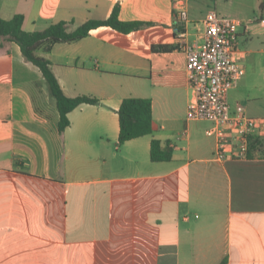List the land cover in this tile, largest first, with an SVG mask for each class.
Returning a JSON list of instances; mask_svg holds the SVG:
<instances>
[{"label":"crops","instance_id":"1","mask_svg":"<svg viewBox=\"0 0 264 264\" xmlns=\"http://www.w3.org/2000/svg\"><path fill=\"white\" fill-rule=\"evenodd\" d=\"M188 2L0 0V18L22 15L28 33L60 22L72 31L115 6L121 21L143 24L129 34L101 27L35 52L66 97L99 100L72 110L62 132L39 69L0 40V264H264V150L214 161L212 124L186 116L194 95L174 31L200 44L206 17L189 18ZM260 2L252 15L227 16L242 22L245 69L228 102L251 118H264ZM234 3L214 0L210 11ZM126 98L151 101L152 132L119 145ZM152 140L171 148L170 161L150 160Z\"/></svg>","mask_w":264,"mask_h":264},{"label":"built area","instance_id":"2","mask_svg":"<svg viewBox=\"0 0 264 264\" xmlns=\"http://www.w3.org/2000/svg\"><path fill=\"white\" fill-rule=\"evenodd\" d=\"M176 19L184 22L186 14L178 11ZM202 24L200 44L190 42L184 28L174 31L175 49L185 56L186 78L194 95L186 116L212 124L206 135L215 138L214 161L245 160L254 152L251 141L264 140V118H251L243 105L232 108L228 102L229 91L245 74L236 41L242 22L210 11Z\"/></svg>","mask_w":264,"mask_h":264},{"label":"trees","instance_id":"3","mask_svg":"<svg viewBox=\"0 0 264 264\" xmlns=\"http://www.w3.org/2000/svg\"><path fill=\"white\" fill-rule=\"evenodd\" d=\"M258 19L264 20V0L258 6ZM23 16L15 15L10 20L0 18V40L15 43L23 57L39 69L46 81L51 96L55 99L59 112L58 131L62 132L69 126L68 114L79 105H96L98 99L90 97L68 98L64 95L54 77L49 61L38 57L35 52L43 47L49 52L54 44L71 43L86 37L92 30L108 27L122 34L136 31L143 24L138 22H123L119 19V8L115 6L110 16L105 20H90L70 31L69 24L60 22L49 26L41 32L28 33L23 31ZM164 49V48H163ZM172 49H174L172 47ZM119 136L118 144L150 135L152 132V108L149 99L126 98L118 109ZM264 150V140L254 139L250 143V151ZM172 150L168 146L161 148L159 141L152 140L150 145V160L152 162H167L171 160Z\"/></svg>","mask_w":264,"mask_h":264},{"label":"rangeland","instance_id":"4","mask_svg":"<svg viewBox=\"0 0 264 264\" xmlns=\"http://www.w3.org/2000/svg\"><path fill=\"white\" fill-rule=\"evenodd\" d=\"M237 4H232L230 7L219 6L216 7L218 14L224 17L236 16V15H252L253 11L256 12L257 4L260 0H235ZM242 6H239V5ZM214 0H189L188 11L189 18H193L199 22V20L207 14L208 11L213 10Z\"/></svg>","mask_w":264,"mask_h":264}]
</instances>
